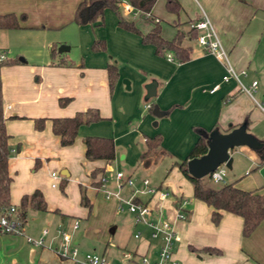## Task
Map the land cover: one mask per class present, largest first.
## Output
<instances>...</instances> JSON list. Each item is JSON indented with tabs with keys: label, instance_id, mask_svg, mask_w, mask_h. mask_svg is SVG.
Returning a JSON list of instances; mask_svg holds the SVG:
<instances>
[{
	"label": "crops",
	"instance_id": "1",
	"mask_svg": "<svg viewBox=\"0 0 264 264\" xmlns=\"http://www.w3.org/2000/svg\"><path fill=\"white\" fill-rule=\"evenodd\" d=\"M78 1L0 0V14L6 12L31 14L33 10L45 5L52 8L49 17L53 21L44 22L45 25L61 28L73 24L80 34L84 28L99 26L102 21L95 25L74 24L71 17ZM177 2L179 5L177 12H167L172 15L171 25L174 30L178 29L184 33L181 43L188 46V59L185 61L176 62L173 59H166L165 55L155 54L152 45L141 43L137 34L122 30L119 26L120 29H116V34L120 38L129 39L128 34L135 36L131 37L133 45L131 56L123 59L132 63L134 59L136 65L143 66L159 77V80L152 77H147L145 80L146 83L149 81L155 83L152 96H156V103L150 102L151 108L148 110L154 114L152 110L156 108V115L162 118L167 131L146 129L147 132L141 134V141L143 135L152 136L158 133L160 145L167 151L163 147L162 139L168 134L173 141L181 144L179 148L183 158L191 147L197 130L208 131L214 128L218 132H226L238 126L244 119L245 132L253 138L255 135V139H264V126H258L259 123L261 125L264 122V35L262 33L264 0H177ZM200 10L213 26L233 70L244 71V75H238L240 82L246 85L254 80L251 77H257L253 92L258 95V99H255L263 103L262 109L258 108L247 94L238 90L233 78L222 80L224 68L221 61L203 51L195 43L194 36L188 33V22L198 18ZM149 15L159 23V19L152 15L151 7ZM144 19L148 20V18ZM42 23L35 21L33 25L37 27L36 24ZM184 25L182 29L181 26ZM150 26L149 21L144 31L136 27L144 33ZM0 29L4 30V28ZM184 37L187 40L184 41ZM97 39L103 40L99 37ZM60 41L56 40L55 44ZM91 41L92 39L84 40L83 46L89 45L90 48ZM50 45H54L53 42L46 40L40 46L27 48L22 57L19 56V52H15L17 56L12 59L13 61L0 65L1 113L4 130L8 134L7 143L14 149L7 158V170L11 175L8 201L16 205L22 194L38 189L44 199L45 210H31L33 224L24 227L23 230L32 237L39 236L42 227H46L49 231L43 237L44 243L48 246L43 247L28 244L22 236L0 234V264H73L71 260L59 257L54 252L57 239L51 238L53 226L60 223L63 227H67L71 218L86 219L92 211L93 214L97 211L103 225H108L109 239L114 237L116 231V199L104 198L101 191L94 188L92 179L88 176L89 169L101 166L103 162L85 160L81 142V138L87 135L109 137L113 142L111 136L100 134L93 127L111 116L112 93H109L105 72V65L110 61L102 55L101 50L88 49L82 64L69 63L64 52H56L53 60L63 58L67 62L66 65L50 64L48 54ZM0 50L4 52L6 59H11L8 57L7 46L0 45ZM122 82L124 87L128 88V82L126 80ZM116 83L117 79L114 87ZM65 97H68V100L62 105L58 104L57 99ZM172 105L173 107L166 114H162ZM87 107L96 108L102 119L79 125L73 141L69 145H59L57 136L50 130L48 118L69 116ZM37 117L45 118L40 129H35L33 126V119ZM239 146L241 148L243 145ZM247 148L245 150L251 153L247 167L251 165L258 169L261 165L255 167L258 159L256 152L250 147ZM117 154L120 158L124 157L114 147V157L105 165V171L111 170V164ZM149 155L142 160L136 157L140 169L145 170L147 165H150ZM34 160L38 162L36 167H33ZM37 168L44 169L47 180L43 181L38 177ZM50 171H57L59 177L53 180ZM123 174L130 175L129 172ZM243 180L232 174L229 182L241 189H253L254 182L248 184L243 183ZM52 181L55 182L54 186L50 185ZM151 185L167 192L163 198L153 194L148 198L147 204L152 211H158L169 222L175 235L172 255L180 264H264V218L246 236L240 235V217L230 212L221 211L218 221L213 224L209 219V207L192 197L190 183L175 166L169 165L163 176L153 180ZM106 187L113 188L111 181L106 183ZM80 188L90 203L88 212L79 203ZM126 188L123 191L124 195L132 188H140V183L136 179L132 187ZM97 195L100 198H96ZM137 197L140 200L147 199L144 194H138ZM174 203L186 212L184 218L176 216L177 209ZM99 226V230L97 228L92 230L97 233V237L103 235L100 233L102 224ZM128 226L130 232L127 235L130 234L134 242L130 249H124L127 245V235L121 239L117 237L116 246L120 247L119 254L122 251L139 253L145 251L152 258L158 241L150 239L142 225L134 224L132 216L131 221H119V230ZM135 230L140 231L139 238L132 236ZM85 232L87 230L83 229L82 234ZM150 240L154 242L151 244ZM72 244L77 245V242L73 240ZM105 247L106 244L102 247L103 252ZM205 247L214 248L217 252H207L204 250ZM119 254L116 259H108L118 264Z\"/></svg>",
	"mask_w": 264,
	"mask_h": 264
},
{
	"label": "rangeland",
	"instance_id": "2",
	"mask_svg": "<svg viewBox=\"0 0 264 264\" xmlns=\"http://www.w3.org/2000/svg\"><path fill=\"white\" fill-rule=\"evenodd\" d=\"M128 7L129 11H125L122 6L118 5L117 11L119 15L124 19L133 21L141 31L147 29L146 27L149 21L144 19L147 18V15H138L136 11L131 10L129 5ZM51 9L52 8L49 6L42 5L40 9L33 10L31 14H26L24 12L13 13L18 27L4 28V30L0 29V31H3L0 32L3 33L0 34V45L8 47V57L13 59L17 56L15 52H19V56L22 57L24 56L25 49L40 46V44L48 40V42H53L55 45V51L58 45H65L68 47L61 52H64L69 63L82 64L84 59H86V51L90 49L88 47L89 45H86V47L83 46V41L96 39L97 37L103 38L105 46L104 49L101 50L103 53L102 55L105 56L110 63L115 65L117 70V83L114 87V82H116L115 79L109 91V93H112L113 101L111 116L109 115V118L96 123L93 127H95L94 129L100 134L111 136L113 138L115 150L122 153L124 156L123 158H120L119 154L115 156L111 164V170L107 171V174H113L116 170L122 173L129 172V177L133 185L136 179L139 181L142 177L146 178L148 182L152 184L153 180L160 179L163 176L172 161L179 160L182 155L179 148L181 144L173 141L167 134L163 136L162 144L170 155L150 154L148 156L150 165H147L145 170L140 169L139 164H137V153L142 149L141 134L146 133V129L152 131H159L160 129L167 131L165 125H163L162 118L157 117L158 115L156 114H151L148 110L150 102L156 103V96L147 97L145 96L144 90L146 78L152 77L155 80H159L158 75L151 73V71L145 69L143 66L136 65L134 59L133 63L132 61L123 59H127L128 56H131L133 46L131 44V37L135 36H133V34H128L130 35L128 36L129 39H123L117 36L116 29L119 27L115 22V15L112 10L105 8L102 14V23L93 28H89L88 26L84 28L83 31L81 30L82 33L79 34L77 27L73 24L64 25L61 28L45 25L44 22H53L49 17ZM151 13L159 19V34L168 37L172 36L174 33V27L171 25L172 15L165 10L162 0L153 1ZM35 21L43 23L36 24L37 27H35L33 25ZM183 27H185V25L181 26L182 29ZM56 40L61 41L55 44ZM185 40H187V38L184 37V41ZM251 78L256 80L257 77L253 76ZM123 80L128 82V88L124 87ZM252 95L254 98L258 99V95L255 92H252ZM258 126H264V122L261 123V125L259 123ZM253 136L256 138L255 135ZM245 147L247 148L245 145L241 146V148L240 146H235L228 150V157L231 163H229L228 167L224 166L222 174L223 183L229 182L233 174L236 178L239 177L240 179H244L243 183L251 184L254 182L253 189L264 190V178L258 173V169L253 168L251 165L247 167L251 159L249 156L251 153L249 150L248 153ZM36 170V174L41 180H47L43 168H37ZM50 172L57 173V171ZM207 184L210 186H218L221 182H211L207 180ZM126 189L124 185L121 189L123 195V191ZM126 194L127 193H125V195ZM98 197L97 195L96 198ZM92 212L88 214L86 219L78 218V227L71 233V243L73 240L77 242V245H75L77 256L82 255L84 252L92 251L98 254L103 253L107 258L116 259L120 249L119 246H116V244L118 245L116 242L117 237L121 239L124 236L125 238L128 232H130V226L119 230L118 224L120 220L131 221L130 214L125 210L117 209L115 215V235L109 239L110 236H107L108 225H103V221L101 217L97 215V211H95L96 215ZM32 213L31 210L26 212L23 228L33 224L31 220ZM100 224H102V231L100 233L103 235L97 237V233H94L92 230L94 228L99 230ZM110 225H113V223H110ZM83 229L84 231L87 230V232L82 234ZM126 242L127 245L124 249H130L134 242L130 234L127 235ZM153 242V240H150L151 244ZM104 244H106V247L103 252L102 247Z\"/></svg>",
	"mask_w": 264,
	"mask_h": 264
},
{
	"label": "trees",
	"instance_id": "3",
	"mask_svg": "<svg viewBox=\"0 0 264 264\" xmlns=\"http://www.w3.org/2000/svg\"><path fill=\"white\" fill-rule=\"evenodd\" d=\"M131 7V10L136 11L138 15L146 14L148 21L151 22L149 29L141 33L133 24V21L122 18L118 11L119 0H79L72 13L71 21L76 25H95L102 21V13L105 8L113 11L116 17V24L120 28L133 32L139 36L140 42L150 44L153 47V52L164 56L169 53L172 59L176 62H182L188 59V46L182 45L181 40L184 36L180 30L175 29L174 33L169 38H163L159 34V25L157 21L149 15L150 7L154 0H125ZM163 6L166 11L176 13L179 5L177 0H163ZM16 19L13 13L6 12L0 14V28H14L16 27ZM188 33L191 36L195 35L193 29H189ZM104 42L102 39H92L90 49L93 51L103 50ZM50 57V64L66 65L67 62L63 58L53 60L56 55L55 46L50 45L48 48ZM12 59H5L0 61V65L9 64ZM13 61V60H12ZM106 83L108 90L111 89L117 72L113 63L105 65ZM68 100V97L58 98V104L62 105ZM153 107V106H152ZM172 106L166 108L162 114H166ZM151 106L148 105V109ZM44 117H37L33 119V126L35 129L42 127ZM102 119L98 114L96 108L87 107L83 110L75 111L69 116L50 117L51 132L57 136L58 143L61 146L69 145L75 135L79 125L88 124ZM245 119L240 123L245 128ZM239 124V125H240ZM214 129V128H213ZM197 130L196 137L187 151L186 155L176 161H172L170 166H175L182 176L191 185V195L202 201L210 209L209 219L215 224L221 211L230 212L240 217V235H248L252 229L264 218V191L258 189H241L235 186L232 182L221 183L218 186H210L207 184V176L201 178H193L186 173L185 161L192 157H197L203 154L206 150V140L208 133L212 131ZM144 148L138 154V160L144 159L148 154H166L169 155L160 145V135L158 133L152 136H142ZM8 134L4 130L3 117L1 113V98H0V206L10 204L8 201V188L11 180V175L7 170V158L10 155V146L7 143ZM256 147L253 150L257 154V166L264 164V139H255ZM83 145V158L87 161L101 160V166H94L88 171V176L92 179L91 183L97 185L99 178L105 173V165L108 164L114 157V145L112 139L102 136H83L81 138ZM38 164L34 160L33 167ZM149 198V197H148ZM146 199V202L148 200ZM79 203L87 209L90 208V203L84 192L80 188ZM15 209L22 218H25L28 210L44 211V199L38 189H33L28 194H22L19 197ZM177 207V204L174 203ZM205 251L216 253L217 250L210 247H205Z\"/></svg>",
	"mask_w": 264,
	"mask_h": 264
},
{
	"label": "built area",
	"instance_id": "4",
	"mask_svg": "<svg viewBox=\"0 0 264 264\" xmlns=\"http://www.w3.org/2000/svg\"><path fill=\"white\" fill-rule=\"evenodd\" d=\"M119 4L125 11H129L128 4L125 0H119ZM187 26L188 29H193L195 31L193 37L195 43L203 51L210 53L223 64L224 74L221 77L222 80H226L229 77L233 78L238 90L247 94L254 104L262 109L263 103L257 101L252 95L256 81L251 80L249 84L246 85L240 82L238 75H244V71L241 70L236 72L233 70L216 32L205 14L200 10L199 17L188 22ZM262 33L264 35V23L262 26ZM165 57L168 60H172V56L169 53H165ZM5 59L4 52L0 50V61ZM13 151L14 149L10 148V153ZM223 169L224 162H221L207 173V179L211 182L223 183ZM50 177L55 180L59 175L50 172ZM109 181H111L113 186L111 189L106 187V183ZM139 183L140 188H132L129 193L123 195L121 193L122 187L124 185L126 187H132L133 183L128 175H124L121 171L116 170L113 174H107L106 171L104 175L99 178V183L94 187L96 190L101 191L104 198L113 197L116 199V208L130 213L133 223L142 225L147 230L148 237L158 241L155 255L152 258H150L145 251L140 253L136 251H122L119 254L118 264H180L172 255V245L175 241V235L169 222L163 218L158 211H152L146 200H140L137 197L138 194H144L147 198L156 194L159 198H163L167 195V192L159 187L151 185L144 177L139 180ZM50 185L54 186L55 182L52 181ZM176 209V216L178 218H184L186 216V212L183 209L178 206ZM23 225L24 218L17 213L13 204L0 206V234L22 236L28 244L33 246H48L43 241V237L49 232L46 227L40 229L39 236L32 237L24 233ZM77 227V218H71L67 227H63L60 223L53 226L51 238L57 239L54 252L59 257L68 258L73 264H114L104 255L92 251L84 252L82 255L77 256L76 246L71 243V233ZM132 236L134 238H139L140 231L135 230Z\"/></svg>",
	"mask_w": 264,
	"mask_h": 264
},
{
	"label": "water",
	"instance_id": "5",
	"mask_svg": "<svg viewBox=\"0 0 264 264\" xmlns=\"http://www.w3.org/2000/svg\"><path fill=\"white\" fill-rule=\"evenodd\" d=\"M66 49L67 46L58 45L56 52L59 53ZM154 85V81H149L144 85L145 96L150 97L153 95ZM152 111L156 114V108H153ZM239 145H245L252 149L257 145L254 138L245 132L243 124L226 132H218L213 129L208 133L205 152L185 161L186 173L193 178H201L206 176L208 172L221 162H224V166L228 167L230 163L228 150ZM258 173L264 178V165L258 167Z\"/></svg>",
	"mask_w": 264,
	"mask_h": 264
}]
</instances>
